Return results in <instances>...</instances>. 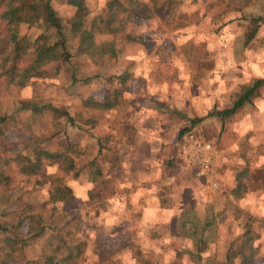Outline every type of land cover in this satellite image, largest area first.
<instances>
[{
	"label": "rangeland",
	"instance_id": "1",
	"mask_svg": "<svg viewBox=\"0 0 264 264\" xmlns=\"http://www.w3.org/2000/svg\"><path fill=\"white\" fill-rule=\"evenodd\" d=\"M107 1L86 0L92 16ZM188 4L186 0L179 12L191 13L194 8ZM240 4L241 10L222 22L206 18L174 33L161 31L154 19L130 21L128 28L137 31L142 42L126 45L121 54L123 63L114 58L106 63L111 73L125 67L134 74L126 86L115 82L122 91L123 106L107 112L84 111L75 120L76 128L68 129L70 139L88 145L93 156L98 144L106 147L102 155L108 164L104 163L103 168L114 181V195L104 190L103 198L97 192L92 194V183L63 173L57 165L46 164L44 174L36 177H19L16 169H10L12 181L7 190L0 192V223L16 225L21 214L33 210L49 217L53 208L46 204L48 190L52 178H59L71 188L76 203L60 206L51 218L64 214L62 222L69 221L73 232H77L75 237L88 246L84 259L75 264L98 261L92 252L95 239L113 249L131 245L111 258L115 264H140L134 257L136 251L149 254L155 264H188L186 258L173 263L175 249L186 244L176 231L177 218L186 205L195 210L197 217H215L217 227L210 238V253L217 260L222 255L225 236L237 232L235 214L256 217L259 222L252 230L258 253L256 263L264 264V233L260 227L264 221L263 194L252 192L240 200L228 196L241 169L248 166L256 170L264 162V88L251 104H245L223 122L210 114L230 108L243 86L264 77V24L254 43L244 47L240 32L228 22L236 15L264 18V0H242ZM53 6L62 17L68 18L74 12L66 0H53ZM28 33L35 36L39 30L30 28ZM110 41L109 35L95 36V43ZM187 41L207 49L208 56L200 68L193 67L179 51ZM89 70L85 59L81 71ZM56 80H47L46 89L41 90L45 98L62 101L59 87L63 78ZM103 83L83 89L82 95L101 100L106 89ZM28 97L29 91L7 89L0 79V114L16 119L19 101ZM196 118L203 121L179 137ZM48 126L49 122L41 126L45 134L49 133ZM191 134L211 143L217 151L213 166L216 189L202 192L203 183L182 161L181 146ZM11 137L12 151H17V137ZM26 231V221L16 229L20 236ZM44 244L45 239L38 240L34 247L26 249L25 257L36 259L45 250Z\"/></svg>",
	"mask_w": 264,
	"mask_h": 264
},
{
	"label": "trees",
	"instance_id": "2",
	"mask_svg": "<svg viewBox=\"0 0 264 264\" xmlns=\"http://www.w3.org/2000/svg\"><path fill=\"white\" fill-rule=\"evenodd\" d=\"M185 1L108 0L103 9L92 16L86 0H66L67 5L74 9L73 14L66 18L58 14L53 0H0V79L7 89L30 92V97L19 101L16 119L15 116L0 114V192L7 190L12 181L10 169H16L19 177H36L44 174L46 164H53L75 179L82 177L92 183V194L97 192L101 198L104 191L111 197L114 195V181L103 168L104 163L108 164L102 155L106 147L98 144L97 153L93 156L88 145L70 139L68 129L76 128L75 120L81 118L84 111L107 112L123 106V94L115 82L126 86L134 74L125 67H121L118 73H111L113 71L109 72L106 63L113 58L123 63L121 54L126 45L142 42L137 31L128 28L130 21L154 19L161 31L174 33L196 26L206 18H213L214 23L222 22L238 13L242 2L187 0L194 9L191 13L182 14L179 10ZM228 22L240 32L243 46L247 47L260 34L264 18L236 15ZM30 28L39 30V33L35 36L29 34ZM98 33L109 35L111 41L95 43ZM196 45L187 41L179 46V51L193 67L200 68L208 53L206 47ZM85 59L90 70L83 73L81 67ZM57 77L63 78L59 87L64 97L62 101L45 98L41 90L42 87L46 89L47 80L55 83ZM99 81L106 86L101 100L82 95L83 89ZM261 88H264V77L243 86L230 108L214 110L211 116H216L221 122L229 119L245 104H251ZM202 121L203 118L191 119V125L178 136ZM45 122H49L48 134L41 130ZM13 134L17 137V151H12ZM262 166L256 170L248 166L241 169L234 187L228 191L229 198L240 200L252 192H260L264 196V162ZM52 180L46 201L53 208L49 217L38 211L24 210L20 213H26L19 216L16 225L0 223V264H75L80 258L84 259L87 243L75 237L77 232H73L69 221L62 222L64 214L51 218L60 206L76 203L68 185L59 178ZM189 207L186 205L182 216L177 218V237L186 244L175 249L173 263L186 258L188 264H257L258 253L252 234L253 225L259 222L256 217L247 213L235 214L237 232L225 236L224 249L220 260H217L216 255L210 253L213 246L210 238L217 227L215 217H197L195 210ZM25 221L27 231L20 236L16 229ZM262 222L260 227L264 233ZM42 239H45V250L36 259L26 258V249L34 247ZM130 246L124 244L113 249L95 239L92 252L98 261L89 264H115L111 258ZM134 254L140 264H155L147 253L136 251Z\"/></svg>",
	"mask_w": 264,
	"mask_h": 264
},
{
	"label": "built area",
	"instance_id": "3",
	"mask_svg": "<svg viewBox=\"0 0 264 264\" xmlns=\"http://www.w3.org/2000/svg\"><path fill=\"white\" fill-rule=\"evenodd\" d=\"M217 151L214 146L194 135L187 136L181 146V158L185 166L195 171L198 181L203 183L202 192L216 189L217 183L213 172L214 159Z\"/></svg>",
	"mask_w": 264,
	"mask_h": 264
},
{
	"label": "crops",
	"instance_id": "4",
	"mask_svg": "<svg viewBox=\"0 0 264 264\" xmlns=\"http://www.w3.org/2000/svg\"><path fill=\"white\" fill-rule=\"evenodd\" d=\"M150 164H151V163H150ZM150 164H149V165H150Z\"/></svg>",
	"mask_w": 264,
	"mask_h": 264
}]
</instances>
